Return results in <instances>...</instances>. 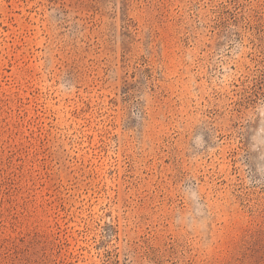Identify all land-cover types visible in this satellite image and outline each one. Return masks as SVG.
Returning a JSON list of instances; mask_svg holds the SVG:
<instances>
[{
	"label": "rangeland",
	"instance_id": "1",
	"mask_svg": "<svg viewBox=\"0 0 264 264\" xmlns=\"http://www.w3.org/2000/svg\"><path fill=\"white\" fill-rule=\"evenodd\" d=\"M0 264H264V0H0Z\"/></svg>",
	"mask_w": 264,
	"mask_h": 264
}]
</instances>
